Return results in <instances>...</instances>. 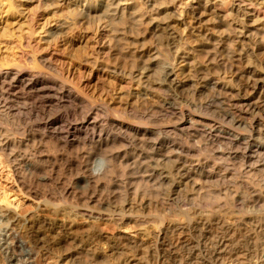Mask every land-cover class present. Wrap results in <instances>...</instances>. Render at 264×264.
<instances>
[{"label":"rangeland","instance_id":"obj_1","mask_svg":"<svg viewBox=\"0 0 264 264\" xmlns=\"http://www.w3.org/2000/svg\"><path fill=\"white\" fill-rule=\"evenodd\" d=\"M78 1L0 0V70L39 71L54 82H62L86 106L102 109L108 121L119 124L125 133L133 128L155 130L171 125L169 116L150 112L165 99L197 116L199 106L210 98L218 95L229 108L230 103H236V95L248 94L264 116L263 0H129L131 12L116 15L113 22L98 15L81 20L75 5ZM131 13L139 16L138 25L130 21ZM150 18L157 23L175 22L178 42L170 46L166 32L162 38L153 34ZM59 27L58 34L46 42L48 31ZM243 34L246 38L237 37ZM152 53L159 65L180 73L182 88L142 87L143 80L134 75ZM47 60L51 67H46ZM249 70L259 72L260 77ZM241 72L242 80L237 77ZM159 75L152 64L146 81L153 85ZM21 93L0 91V133L12 135L10 138L16 141L23 139L25 144L15 149V153L19 151L15 163L7 162L0 152V264H200L190 258L180 242H175L176 227L183 228L182 243L195 241V230L203 232L205 225L211 236L223 226L235 230L234 238L249 237L250 243L257 244L264 238V221H259L262 226L258 228L249 218L264 215V172L250 176L258 183L256 191L261 200L257 207H243L238 213L240 206L228 203L231 195L217 204L222 207L211 203L212 184L216 182L206 186L194 178L176 184L172 170L161 180H148L141 172L127 169L120 157L114 159L112 149L100 151L89 161L90 171L104 173L86 182L89 173L80 165L86 163L84 154L90 151L87 141L79 137L66 143L60 129H48L41 123L56 115L79 118L77 102L69 98L65 105L58 106ZM239 108L234 105L230 109L248 119L249 115L240 113ZM20 158L36 170L14 174L11 165L22 163ZM162 162H158L160 172L168 168ZM235 178L238 180L240 174ZM201 197L210 206L197 201ZM214 210L213 217L207 214ZM89 213L103 217H88ZM215 217L219 227L210 223ZM211 236L204 233V237L196 238L198 252L208 256L205 258L215 244L211 241L215 236ZM19 243L21 250L30 253L16 261L18 254L14 251L19 250ZM222 258L219 264H264L260 255Z\"/></svg>","mask_w":264,"mask_h":264},{"label":"bare ground","instance_id":"obj_2","mask_svg":"<svg viewBox=\"0 0 264 264\" xmlns=\"http://www.w3.org/2000/svg\"><path fill=\"white\" fill-rule=\"evenodd\" d=\"M260 1V3H262L264 0ZM240 2H242V0H240ZM75 5L79 8L77 14L81 20L91 19L98 15L99 17H102L109 22H113L114 17H116V15L126 11L131 12L129 0H93V2L89 0H79ZM238 7V5L234 6V8H236L234 10L238 11ZM129 19L131 22L136 23L137 25L140 22L139 16L135 13H131L129 15ZM195 20V22L199 21L196 17ZM239 22L246 23V20L240 19ZM148 23L150 24L149 30L153 34H156L158 37L162 38L163 32H166L170 40V46H174L178 42L176 33L173 30L174 26H176V24H174L175 22L165 21L163 23H157L154 21L153 18H150L148 20ZM240 27L241 29L244 28V26L242 27L241 25ZM60 28L61 27L57 28V30L55 29L53 31H48V33L44 37V40L46 42H50V39L53 38L56 34H58L56 31L60 30ZM237 37L246 38L244 34L239 35ZM219 43L221 42L219 41ZM155 57V53H152L150 60L147 59L142 61L141 71L137 72L134 75L135 78L143 80L142 87L144 89H153L156 86H169L175 90L182 88L183 82H181V80L179 79L180 73L176 72L173 67L169 68L168 66L159 65V63L156 62ZM43 62H46V60H44ZM45 64H47L46 67L50 66L48 65V60ZM152 64H154L158 68L160 74L159 79H157L155 83L156 85H152L146 81L148 80L147 77L150 65ZM22 70L23 69L20 68L19 70L17 69L14 72L9 70H0V91L7 94H19V92H22L24 93V95L26 94V98L38 97L39 100L40 97V99L47 100L49 103L54 102L58 106H62V104L65 105L69 98H73L77 102L78 106H76L75 109L76 113L80 115L79 118L76 117L75 119H71V115H68L66 117H62V115H56L53 117L50 116L49 118L45 119L44 122L41 123L42 125H44L45 128L48 129H60V132L65 138L66 143H72L75 139L79 137H83V139L87 141V143L90 145V151H87L84 154L86 163H82L80 165V167L83 168L86 173H89V175H87L86 182H91L94 177L98 178L101 174L104 173H93L92 171H90V168L88 167L89 161L92 158L99 156L98 154L100 151H108L107 149H112L114 151L111 152V156L114 157V159L116 157H120V161L126 164L127 169H130L134 172H141L143 176L146 177L148 180H161L163 177H167L172 170L174 172L175 178L177 179L176 184L188 183L194 178H196L202 185H206V183H209L210 186V182H216L217 184H215V186L213 185L214 183L212 184L213 188L211 193L213 196L210 195L212 196L211 198H213L212 200L215 201L211 202L213 203V205L221 203L224 198H228L231 195V200L229 199L228 203H230L231 201L234 205L238 207L240 206L237 210L238 213V211H243V207L252 208L260 202L261 199L258 196L259 193L257 192L258 183L254 182V179L250 176H253V174H261L262 172H264V123H260L259 121L260 118H264V116H262L263 114L261 115L262 112H259L262 111V109L258 110L260 106L258 107L257 105L259 104L254 105L253 102L250 101V98L246 96L248 94H245V96L243 94H239L236 95L235 98H233V95L235 94L234 93L232 95V98L236 103H230V105H228L229 108L223 105L224 103L221 102V99L219 100V98L217 97L218 95L212 99L209 97L211 100L208 98V102H206L204 99L205 104L199 106V114L197 116H194L192 112H183L180 108L176 107L173 102L168 101V99H165L162 104L151 107L150 112L154 113L158 111L159 113L160 111L161 116L162 114L165 117L169 116V119L173 120L171 125H165L164 127L155 130L149 128H133L130 131L128 130V133H125L121 131L122 129H120L121 127L119 126V124L116 123V125L115 123H110L108 121V119L106 118L107 116L106 114H103L102 109L98 107H92L88 103L87 104L89 105V107L86 106V102L80 98H77V95L73 96L70 88H67L62 82H54V80H50L48 77H45L39 71L29 73L24 72V70ZM243 72L237 74V77H241V80L244 79L242 77ZM252 72L256 77L259 75V72ZM258 77H260V75ZM256 101L255 103H257ZM0 103V106H3V103L1 101ZM198 105L195 106L197 107ZM234 105L235 107H242V109L239 108L238 111L240 113H247V115H249L248 119L241 117L239 114H235V112L230 109L231 107H234ZM140 114H142V112ZM245 120L247 122H245ZM261 120L264 121V119ZM10 137L9 135L7 136L0 133V152L3 153L6 158V161L10 162L11 164L16 162L15 160L19 155L16 154L19 151L15 153V149H21V147L25 144L23 139L16 141L14 140L15 138L13 139ZM20 160L22 163L19 164V162H17L16 164L11 165L14 174H19L22 171L29 169H31V171L36 170L35 167L30 168V164L25 165L27 163L26 162L24 164V162L26 161L25 159L20 158ZM98 161L100 162L99 158ZM160 161H164L162 163L165 165V167H167L168 165V168L165 169L163 172H160L161 168L158 167V165L160 164L158 162ZM91 163L92 162H90V164ZM236 174H240V178L234 181L236 179ZM263 174L264 173H262V175ZM255 176L257 177V175ZM255 185L257 186V188ZM211 187L210 189L207 188V190L209 189L210 191ZM241 191H244L242 195L239 194V192L241 193ZM259 192L262 191H260L259 189ZM203 198L199 200L197 199V201H200L202 205L208 204V206H210L211 203L209 204V202L205 199L203 200ZM211 198H208V200ZM222 198L223 200H221ZM216 207H218V205ZM263 207L264 206H262V208ZM215 210L218 209L215 208ZM215 210L211 214L210 212L207 214L213 217V215H216L215 213L217 212ZM80 214L84 215L83 213ZM90 216L96 219H102L103 217H99L97 215V217H95L90 215L89 213L88 217ZM244 216H247V214H245ZM263 216L264 215L255 217L254 215H251L249 216V218L251 219V222H255L256 226H259L258 228H260L262 225L259 221H264ZM216 219H214L213 221H207H210L211 224L215 225L216 227H219V219ZM114 220L117 221L118 219L115 218ZM182 229L183 228L181 227H176L174 229V235L176 237L174 238L175 242H180V244L183 245L181 247H184V249L188 250L190 258L194 259L200 264H219L218 261L220 259L223 260L222 257L227 256L229 258L232 255H241L245 258L248 256L253 257L260 255L262 260H264V238L258 241L257 244L255 242L250 243L247 240L249 237L244 236L245 238L242 237L243 239L236 237L234 238L235 230L232 229L230 231L228 227L223 226L218 229L216 228V231L213 233V236H211L209 230H206L207 226L205 225V227L203 228L204 230H201L203 232L195 230L197 232L196 238L204 237V233H207L211 237L219 236L216 242L215 237L211 239V241L213 240L215 244H213L214 246L211 244L213 247L211 246V251L207 252L206 254H209V258H205L208 256L202 255V251L198 252L200 251V249L198 250L199 247L198 241L196 242V238L195 241H191L190 239V242L185 243L179 241L180 235L182 234ZM54 232H56V229L54 230ZM195 234H192L191 236H195ZM193 239L194 238H192V240ZM175 242H173L172 245H174ZM17 245L18 244H16V247ZM18 246V251L13 250L14 252H16V254H18L17 258L14 257L16 261H20L18 258H22L23 256L25 257L28 253H30H26L24 252V250H21L20 246L23 247L22 243H19ZM181 250L182 249L179 247L178 251ZM168 257L170 256H167L165 259H167Z\"/></svg>","mask_w":264,"mask_h":264}]
</instances>
